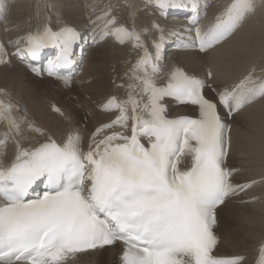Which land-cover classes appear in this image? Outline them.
<instances>
[{"label": "snow or ice", "instance_id": "obj_1", "mask_svg": "<svg viewBox=\"0 0 264 264\" xmlns=\"http://www.w3.org/2000/svg\"><path fill=\"white\" fill-rule=\"evenodd\" d=\"M261 6L224 0L205 23L209 0H103L86 5L82 31L53 0H35L23 25H5L9 2L0 0V67L15 60L71 87L85 47L111 42L135 54L97 103L109 120L87 140L59 106H50L66 125L57 136L0 89V264H69L116 245L120 264H247L219 251L215 229L221 206L264 183L239 182L240 169L227 163L229 121L264 101V66L217 84L211 67L201 74L168 62L167 49L207 56ZM171 12L184 13V24H162ZM254 264H264V241Z\"/></svg>", "mask_w": 264, "mask_h": 264}, {"label": "bare ground", "instance_id": "obj_2", "mask_svg": "<svg viewBox=\"0 0 264 264\" xmlns=\"http://www.w3.org/2000/svg\"><path fill=\"white\" fill-rule=\"evenodd\" d=\"M8 2L9 9L4 24L23 25L26 17L33 13L35 0ZM53 2L57 10L69 14L77 27L86 31L90 27V13L86 5L102 3L103 0H53ZM133 2L139 4L140 0ZM223 2L224 0H211L205 23L213 18L218 11V5ZM151 19L152 17L142 14L139 23L148 25ZM181 22L177 17H172L167 23L161 21L168 28ZM134 59L135 54L128 47L113 48L111 42L99 48H91L84 61L81 75L69 88H62L50 79L38 81L40 79L33 77L13 60L11 66L0 67V89L10 92L14 99L27 109L31 119L57 136L64 132L66 125L61 117L51 111L50 106H59L71 117L72 126L79 128L87 140L89 133L96 126L110 118L108 114L98 109L97 103L115 91L112 80L116 73L122 75L128 62H134ZM173 60L190 69L195 68L201 74L211 67L216 74L217 84L233 83L253 64L259 70L264 66V6L257 8L255 15L235 37L209 55L173 52L168 57V62ZM37 83H41L38 90L34 86ZM119 95L123 97V90ZM179 111L182 109H175L173 114ZM230 124L231 147L227 163L240 169V174L236 177L239 182L259 180L264 177V101L242 111ZM2 131L0 128V132ZM218 220L215 231L220 238L219 251L242 254L248 258L247 264H252L257 255L258 245L264 241V183L253 186L247 193L221 206ZM120 252L118 246L105 248L81 254L69 264H119Z\"/></svg>", "mask_w": 264, "mask_h": 264}, {"label": "rangeland", "instance_id": "obj_3", "mask_svg": "<svg viewBox=\"0 0 264 264\" xmlns=\"http://www.w3.org/2000/svg\"><path fill=\"white\" fill-rule=\"evenodd\" d=\"M32 6V5H31ZM27 72V71H26ZM38 81H41V80H38ZM40 84V85H39ZM34 86L36 87V90H38L39 88H40V86H41V83H37V84H34ZM37 86H39L38 88H37ZM46 86V85H45ZM62 97H64V95H62ZM67 97V96H66ZM70 97L71 96H69V98L68 99H70Z\"/></svg>", "mask_w": 264, "mask_h": 264}]
</instances>
